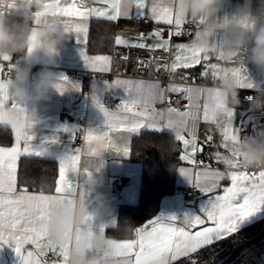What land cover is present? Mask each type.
Here are the masks:
<instances>
[{
    "label": "snow or ice",
    "instance_id": "6c2138e0",
    "mask_svg": "<svg viewBox=\"0 0 264 264\" xmlns=\"http://www.w3.org/2000/svg\"><path fill=\"white\" fill-rule=\"evenodd\" d=\"M103 3L106 7L97 8L88 7L84 0H80L79 4L76 0H72L71 3L63 0V10L57 15L66 19L67 28L71 33H75L79 45L86 43L89 18H104L108 21H116L120 17L132 18V10L135 9L136 19L175 25V30L169 32L167 40L163 39V32L159 29L149 33V37L158 38L159 42L155 45L129 44L120 36L115 39L116 45L165 52L174 48L172 63L158 65L157 72L164 68L170 73H175L178 69H189L210 59L211 48L206 45L198 31L195 32L191 44L171 45L172 37L183 35L182 26L188 22L187 16L182 8L175 4V0H103ZM146 38L144 33L137 37L141 40ZM80 49V56L89 70L96 73H108L111 70V57L89 56L82 47ZM207 68H210L214 75L215 65L208 64ZM4 71V65L0 64V74ZM203 75H207V72ZM232 75L238 80L241 89L252 90L256 87L250 77L242 74L239 69H232ZM104 83L107 90L121 89L124 96L115 110H109L101 96L96 92L92 93L90 100L102 113L103 124L99 128L84 130L83 140L88 145V156L101 157L99 150L103 151L106 147L114 148L116 153L127 156L130 153V136L139 135L144 129L156 132L167 130L174 133L175 140L183 145L179 159L188 164H196L194 159L196 153H202L204 146L212 142L213 136L207 135L200 145L197 143L200 113L192 109L199 106L197 100L201 93L200 88L175 83L162 87L159 83L120 78L112 81L105 79ZM68 89L79 91L80 85L61 73L56 90L63 94ZM168 92L177 94V98L186 99L189 107L185 111L168 107L167 119L160 124L152 114L157 112L155 104L165 103ZM180 94H183V97ZM8 102L6 88L0 84V125L10 126L14 133V145L0 147V246H11L21 264H48L46 258L50 253L55 257L51 264H63L68 249L66 245L58 243L53 238L49 222L56 209L72 204L77 187L80 188L81 204L86 201L83 186L70 179L72 176L76 177L78 173L81 149H74L71 145L77 139V132L80 129L61 130L67 133L70 146L66 153L57 157L59 178L56 181V195H45L43 192L29 193L27 188L17 191L19 159L50 157L53 154V146L59 143V136L54 134L43 138L39 143H34L36 141L33 132L34 114L23 103L11 101L9 106ZM234 115L235 111L229 113L226 119L217 125L209 120L207 105L203 107V121L215 124L221 129L222 146L230 155L225 156L217 151L214 156L217 163L223 162L227 166L228 171L214 169L200 161L202 167L194 173L193 180L191 169L180 167L179 173L201 193L199 213L191 211L179 216L159 214L148 220L144 226L135 228L134 239L115 240L120 255L126 258L125 264H178L180 260L191 257L205 247L238 233L244 221L264 207V170L253 174L246 170H236L239 169V157L233 153L230 146L239 141L240 126L233 127ZM114 131L128 134L123 138L121 146L114 144L109 137V133ZM101 167L102 159L95 172ZM84 174L91 175L93 172L85 169ZM225 179L230 181V186L222 187L221 181ZM178 219L187 227L177 226L174 222ZM197 226H200L199 230L193 231ZM107 227L115 228V220L95 221L89 216H84L76 229V238L77 240L81 236L88 240L101 238L105 235ZM26 245L30 247L26 248ZM191 264L197 262L192 260Z\"/></svg>",
    "mask_w": 264,
    "mask_h": 264
},
{
    "label": "crops",
    "instance_id": "0c3cea01",
    "mask_svg": "<svg viewBox=\"0 0 264 264\" xmlns=\"http://www.w3.org/2000/svg\"><path fill=\"white\" fill-rule=\"evenodd\" d=\"M68 3H71L72 0H67ZM239 2V0H226L225 6L223 11L221 12L220 16L217 17L212 23L219 29L223 27V20L227 17L233 10L234 6ZM76 3L79 4L78 0ZM175 4L182 8L183 13L185 14L184 9V0H175ZM88 7H97V8H104L106 5L103 3V0H94L92 3L87 4ZM63 10V3L62 0H41L40 7L38 9H29L25 6V0H0V23H5L9 18H20L24 20L25 17H32V22L38 24L41 17L45 16H61L57 15V13H61ZM132 18L120 17L116 21H108L104 18H96L91 17L87 21V37L86 43L79 45L75 39V33H71L72 38L67 41L64 45L60 48V56L56 62V71L61 74L63 73L66 75L72 82L78 83L80 85V90L77 91L75 89H68L63 94L59 93L55 89H51L48 92L49 99L42 102L37 109L35 110L34 114V123H33V132L36 138L34 143H39L43 138L50 137L52 135L59 136V143L54 145L52 148V155L50 157L44 158H37V157H21L17 162V191L22 190L23 188H27L29 193H36L39 194L43 192L45 195H56L55 187L56 181L59 178L58 172V159L57 157L61 154L67 152L70 146V140L67 133H63L61 130L64 128H79L80 131L77 132V136L81 135L83 138L84 130L86 128H99L103 124V115L99 112V110L92 104L90 97L93 92H96L98 95L103 97V93L107 90L106 84L104 80L112 81L114 79H128V80H143L148 83H159L162 87L164 86L161 82L153 81V80H144V79H132L127 77H102L96 76L90 82H86L83 78L77 77L73 74L69 73L70 69L77 68V69H87L89 70L80 56V47H82L86 54L89 56L95 55H108L111 57V51L109 52H102V51H91L89 48V30L91 23L94 20L105 21L113 24L114 27V35L112 40V48L115 44V39L117 36L128 41L129 44L133 43H144L146 45H155L158 43V38L155 36L149 37L148 34L153 32L154 30H161L163 32V39H168L169 32L175 30V25L169 26L162 22L157 23L152 21L151 25L148 27L147 30L142 31L140 28L141 20L135 18V9L132 10ZM62 17V16H61ZM188 20L195 18V17H187ZM186 23V22H185ZM184 23V24H185ZM183 24V25H184ZM199 32L202 34L206 45L211 48L210 52V59L208 61H202L201 64L196 65L189 69H181L185 70L188 73H195L197 76L196 78H200L203 73L207 72L208 77L217 78L222 73L223 74H230L231 77L235 80L238 87L239 82L238 80L232 75V69H239L242 74H246L250 77L251 81L256 85L255 88H258L262 84H264V75L260 73V71L252 65H249L247 68H244L241 64H239L235 59V53H225L224 51H218V49H222L227 38V33L222 31H216L215 33L210 34V30L208 29L207 22H200L198 21L197 28L188 36L186 37H175L173 36L170 43L171 45L176 44H191L195 38V32ZM140 33H144L146 39H137ZM83 38V37H82ZM31 50L29 49V53ZM174 52L175 49L173 48L171 51L172 59L171 63L174 59ZM24 56V53L21 57ZM47 64V60L41 54L39 58V64L37 68L33 71L34 73L38 72L41 66H45ZM215 65L213 69L214 75H212V70L207 68V65ZM111 66V64H110ZM12 78L4 79L0 74V84L6 88L8 97H9V88L12 85ZM176 84V83H175ZM183 86H190L195 88H200L201 93L197 100L198 107H194L193 111H198L200 113V120L197 123V143H200L205 139L207 135H212L213 140L210 142L209 145L204 146V151L197 152L194 159L196 164H188L184 161L179 159V156L182 154L183 145L181 142L176 141L177 149H176V156L177 162L175 167V178H174V185H187L191 186L189 182L183 177L178 169L180 167H186L191 169L193 172V180L195 179L194 173L199 171L202 167L199 162L204 161L205 164L211 165L212 168L218 169L220 171H228L227 166L223 162H219V166L215 167L216 159L214 153L219 151L222 155L228 156L230 153L227 149L222 146L223 140L220 134L221 129L214 127L212 129H208L205 131H200L201 124H209L203 121V107L207 105L208 113H209V120H212L211 116V105L208 102L209 96H219V92L215 91L212 88H205L198 85H186V84H177ZM29 92L33 90V82L30 81L27 85ZM114 96L117 98V103H119L120 99L123 98L124 93L121 89H113L111 90ZM9 106L11 104V100L9 97ZM189 103V102H188ZM116 105L113 107H108L109 110H115ZM218 107L220 105H217ZM29 111H31L30 106H26ZM64 108H69L71 112V117L65 121H62L60 118L61 111ZM155 108L157 111H161L160 119L165 121L167 119V111L166 109H161L158 107V103L155 104ZM180 111H185V109H179ZM231 113V112H229ZM228 113V114H229ZM154 114V113H153ZM152 114V115H153ZM227 114V115H228ZM214 122V121H213ZM159 123V122H158ZM219 125V124H217ZM240 126V133L239 136H247L253 135L256 132L262 130V124L260 123L259 119V112L252 113L249 112L248 109L243 108V106H239L235 110L234 120H233V127ZM142 131H150L147 129L141 130ZM140 132V133H141ZM155 133H171L175 139V135L172 132L167 130L163 132H156L150 131ZM128 135L122 132L114 131L109 133V137L112 139L113 143L117 146L122 145L123 138ZM186 135V134H185ZM137 135L130 136V153L127 156L120 155L115 152L114 148L106 147L101 154V157L95 156H85L80 152V163L78 166V173L84 174L85 169L89 172H93V175L101 180L102 187L99 188V191L103 192L109 202V205L112 209V216L109 217L106 221L114 219L116 222V226L119 223L120 219V211L122 206H134L139 203L140 200V193H141V178L143 174V164L141 161L136 160L132 154V143L134 138ZM87 143L83 140V144ZM82 144V145H83ZM14 145V133L10 126L0 125V147H11ZM81 144H78L76 140L72 143V148H79L82 147ZM232 146V145H231ZM230 146V147H231ZM201 154V159H197V154ZM28 161L27 165L22 167L23 160H31ZM35 159H46L53 162V165L43 164V163H35L33 160ZM102 159V167L98 172H95V169L100 166ZM239 171H245L241 169H236ZM77 173V174H78ZM249 174H253L248 172ZM75 176L70 177L73 179L78 185L83 186L84 184L83 176ZM114 177H119L122 181V191L120 193L114 194L108 191V183L110 179ZM35 179L38 182H42L46 179H49V185L52 183L53 188L51 189H37L32 188L29 185L24 183V180ZM30 184V182H28ZM222 187L230 186V181L225 179L221 181ZM173 190V189H172ZM168 190L163 192L159 197V203L156 210V215L165 214V215H182L186 212L196 211L199 213V204L201 202V193L196 195L192 198H185V196L176 194L174 191ZM80 188L77 187L76 196H79ZM85 193V199L88 200L89 204L92 203L91 198H88L87 193ZM222 194V193H221ZM206 198V197H205ZM153 217V218H154ZM264 218V207L261 208L259 212L254 214L252 217L248 218L242 224V227L251 224L252 222ZM174 223L177 226H184L181 220L178 219ZM200 226H197L193 231L199 230ZM114 227H107L105 229V236L111 239L106 241L107 250L105 252L106 256H113V257H123L120 255L117 245L114 242L115 240L121 241L125 239H134L135 236H122L112 232ZM104 236L94 240H88V250L91 251L95 247V241L103 240ZM76 242H83L85 237L81 236L79 240H77L75 236ZM62 244L67 246V254L63 264H68L69 259V246L73 243V237L69 235ZM29 248L30 246H25ZM0 264H21L19 257L14 252V249L11 246L3 245L0 246ZM51 264V262H48Z\"/></svg>",
    "mask_w": 264,
    "mask_h": 264
},
{
    "label": "clouds",
    "instance_id": "9594fccd",
    "mask_svg": "<svg viewBox=\"0 0 264 264\" xmlns=\"http://www.w3.org/2000/svg\"><path fill=\"white\" fill-rule=\"evenodd\" d=\"M225 3L226 0H184L185 15L207 22L210 34L216 31L227 33L224 46L218 51L235 53L236 61L244 68L255 66L264 75V0H239L232 12L224 18L223 27L218 29L212 22L220 16ZM40 4L41 0H25V6L30 10L38 9ZM71 38L67 21L61 16L41 17L38 24L32 22V17H25L23 22L11 25L0 23V60L24 53L13 66V82L9 88L11 101L30 106V112L35 114L37 107L49 99V90H56L60 77L56 71L60 48ZM41 54L46 58L47 64L34 73L33 69L37 68ZM30 81L33 82L31 92L27 87ZM216 81L213 86L205 88L219 92V96H209L208 102L211 105L212 120L220 124L229 112L240 106L241 88L230 74L222 73ZM252 90L254 94L244 97L249 105L248 111L264 114V84ZM160 114L161 111L155 112L153 118L163 124ZM231 148L239 157V169H264V131L240 137ZM99 151L101 155L102 150ZM81 153L88 155L87 143L82 145ZM77 175L84 177V191L92 203L89 204L86 200L81 204L79 196H74L71 205L56 209L49 222L51 235L58 243L69 235L73 237V243L69 246L68 264H125V257L105 255L106 241L111 239L105 235L103 240L94 242L95 247L91 251L88 250L86 238L83 242H76V229L84 216L95 221H106L112 216L106 195L99 191L103 182L93 174Z\"/></svg>",
    "mask_w": 264,
    "mask_h": 264
},
{
    "label": "built area",
    "instance_id": "2783aa9c",
    "mask_svg": "<svg viewBox=\"0 0 264 264\" xmlns=\"http://www.w3.org/2000/svg\"><path fill=\"white\" fill-rule=\"evenodd\" d=\"M94 0H84V3L90 4ZM80 3V0H78ZM151 20H141L140 28L142 31L148 29L151 25ZM198 26L196 18L188 20L182 26L183 35L186 37L190 35ZM171 51L165 52L163 50L149 51L147 49L131 48L126 46L114 45L111 53V66L108 73H96L87 69L73 68L69 70L70 74L83 78L86 82H90L96 76L102 77H127L132 79H144L159 81L167 87L170 83L176 84H197L202 87H211L217 81L216 78L208 77L206 75L198 76L195 73H188L185 70L178 69L175 73H170L164 68L157 72V66L163 64H171ZM127 57V59H123ZM18 62V56L4 57L0 60L5 71L1 74L2 78H12V70L15 63ZM142 62V63H141ZM8 69V71H7ZM36 68L33 69V71ZM181 76L189 77L181 79ZM260 87V86H259ZM258 87V88H259ZM240 88V87H239ZM254 94V90L241 89V104L240 107L248 109L249 105L243 100V97ZM183 97V94H180ZM105 106L113 107L117 103V98L111 90L105 91L102 97ZM158 107L166 109L168 107L176 109H185L189 107V103L184 98H177V94L168 92L165 96V103H158ZM71 117L69 108H64L61 111L60 118L62 121ZM260 123L264 126V114L259 113ZM216 127L215 124H201L200 131H205ZM264 131V129L260 130ZM76 142L83 143L81 136H77ZM201 154H197V159H201ZM218 167L219 164H214ZM264 169L254 168L248 169L247 172H259ZM108 191L110 193H120L122 191V181L119 177L110 179L108 183ZM173 191L177 194L184 195L187 198L195 197L199 191L187 185H174ZM51 262L55 257L50 253L46 258ZM195 260L197 264H264V218L252 222L251 224L240 228L239 232L232 234L228 238L214 243L211 246L205 247L199 252L192 254L191 257L180 260L178 264H191Z\"/></svg>",
    "mask_w": 264,
    "mask_h": 264
},
{
    "label": "trees",
    "instance_id": "16d2710c",
    "mask_svg": "<svg viewBox=\"0 0 264 264\" xmlns=\"http://www.w3.org/2000/svg\"><path fill=\"white\" fill-rule=\"evenodd\" d=\"M23 22L20 18H9L5 23L11 25ZM114 35L113 24L94 20L89 30V48L91 51L109 52L112 50ZM112 52V51H111ZM23 53H17L21 57ZM177 143L171 133H155L142 131L132 143V154L136 160L143 164L141 178L140 200L134 206H122L118 225L112 229L113 233L122 236H135L134 229L142 227L148 220L153 219L160 195L174 187ZM28 161L23 160L22 167ZM35 163L53 165L46 159H35ZM49 179L38 182L35 179L24 180L26 185L37 189H51L53 184ZM30 182V184H28ZM173 191V190H172Z\"/></svg>",
    "mask_w": 264,
    "mask_h": 264
},
{
    "label": "bare ground",
    "instance_id": "6f19581e",
    "mask_svg": "<svg viewBox=\"0 0 264 264\" xmlns=\"http://www.w3.org/2000/svg\"><path fill=\"white\" fill-rule=\"evenodd\" d=\"M171 59H172V56H171ZM158 82H159V81H158ZM163 85H164V84H163ZM186 85H197V84H186ZM198 86H200V85H198ZM79 136H81V135H79ZM81 137H82V136H81ZM82 139H83V138H82ZM82 144H83V143H82ZM82 144H81V145H82ZM250 173H253V172H250ZM254 173H258V172H254ZM199 193H200V192H199ZM199 193H198V194H199ZM176 194H177V193H176ZM198 194H197V195H198ZM183 196H184V195H183ZM185 198H187V197H185ZM190 198H192V197H190ZM258 220H259V219H258ZM256 221H257V220H256ZM182 260H183V259H182Z\"/></svg>",
    "mask_w": 264,
    "mask_h": 264
},
{
    "label": "rangeland",
    "instance_id": "374dc122",
    "mask_svg": "<svg viewBox=\"0 0 264 264\" xmlns=\"http://www.w3.org/2000/svg\"><path fill=\"white\" fill-rule=\"evenodd\" d=\"M262 128L264 129V126H262Z\"/></svg>",
    "mask_w": 264,
    "mask_h": 264
}]
</instances>
